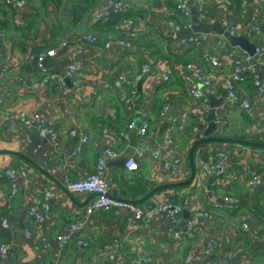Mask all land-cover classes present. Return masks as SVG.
<instances>
[{
    "label": "crops",
    "instance_id": "crops-1",
    "mask_svg": "<svg viewBox=\"0 0 264 264\" xmlns=\"http://www.w3.org/2000/svg\"><path fill=\"white\" fill-rule=\"evenodd\" d=\"M26 1L23 7L5 3L7 14L0 13L5 22L0 25V150L11 149L30 155L57 182L18 156L0 154V168L26 164L39 175L37 182L19 179L14 195L11 179L0 181V222L5 216L10 220L8 228L0 224V242L12 245L6 259L0 254V264H264V245L252 247L255 242L264 243V168L261 165L264 147L218 142L199 145L195 151L196 177L189 184H181L191 175L189 151L208 125L212 104H221L218 109L228 96L223 71L212 69L203 60L202 52L216 54L226 66L224 72L230 70L234 55L246 52L232 46L224 35L214 32L211 33L215 37L213 43L184 47L183 39L192 31L189 18L187 24L175 0H132L135 28L131 34L115 28L112 23L107 24L113 14L109 10L118 0H62L59 4L54 0ZM197 1L192 0V5ZM235 1L209 0L206 10L199 11V16L207 22L220 19L226 25V21L228 29L236 27L235 35L245 34L257 46H263L264 34L254 26L257 23L264 26V1L246 0L244 5L241 0L239 6ZM2 2L0 0V4ZM220 2L228 5L227 12L221 11ZM101 11L108 13L99 21L96 16ZM87 33L102 40L127 39L132 48L106 47L102 40L95 44L84 43L80 56L83 81L80 88H75L69 79L66 87L52 82L36 87L46 75L38 66L39 51L54 48L65 39L74 46L82 43L81 37ZM259 59L264 61V46ZM72 61L69 56L58 53L47 61L48 74L63 75ZM146 62L150 70L132 84V104L127 105L114 80L122 71L137 77ZM189 65L211 79L209 86L200 81L209 99L208 110L197 108L189 92V82L185 78ZM165 76L169 77L166 81ZM239 95L242 100L252 101L257 113H264V93L259 96L255 92L251 78L239 86ZM8 111L40 113L57 137L42 138L35 125L25 126L8 119ZM223 116L219 134L264 138V122H253L240 103L228 106ZM143 118L150 119L146 135L128 128L132 120ZM197 125L202 127L199 135L192 131ZM72 129L90 136V143L80 153L75 151L80 141L70 134ZM122 131L127 133L126 137L120 136ZM168 131L181 148L183 162L179 169L165 171L149 158L140 160L136 170L126 167L123 157L127 153H132L133 157L138 149L164 145ZM39 144L43 147L35 154ZM108 147L120 155L108 158ZM224 150L229 151V169L220 183L214 185L202 174L200 163L210 157L218 158L219 152ZM101 158L107 160L112 196L136 200L166 184L169 186L157 190L146 201H155L157 205L173 201L185 204L189 215L196 210H207L211 216L204 219L193 234L178 240L173 234L179 228L184 229V223L177 227L171 220L159 218L143 226L126 209L118 214L96 212L84 233L89 246L82 248L74 241L60 255L57 234L82 218L95 197L92 193L69 191L65 186L66 177L80 179L84 171H94ZM253 175L263 180L257 191L248 183ZM146 180L148 186L144 184ZM44 186L54 191L51 210L41 230L47 232L46 242L36 237L41 231L27 211L32 202L43 199L40 188ZM228 194L240 200L237 207L231 208L224 203ZM217 203L222 206L217 207ZM138 205L146 207L145 202ZM185 210L184 217L188 218ZM246 220L250 229H242ZM27 230L33 233L32 238L26 236ZM213 233L227 240L212 253L205 254L204 244ZM115 243H119V247L111 251ZM239 248L245 250L244 261L233 257ZM140 256H152L153 262L139 263Z\"/></svg>",
    "mask_w": 264,
    "mask_h": 264
},
{
    "label": "built area",
    "instance_id": "built-area-1",
    "mask_svg": "<svg viewBox=\"0 0 264 264\" xmlns=\"http://www.w3.org/2000/svg\"><path fill=\"white\" fill-rule=\"evenodd\" d=\"M5 3L13 5L15 7H23L27 4L26 0H3ZM264 1V0H261ZM200 4V11L204 12L208 6L209 0H198ZM244 5L246 0H243ZM178 10L185 16L190 17L192 0H175ZM134 4L132 0H118L112 6L109 12L112 13H125L129 12L133 8ZM221 11L227 12L228 5L226 3H219ZM108 11H101L97 14V20H103ZM225 24L229 26V23L225 21ZM135 28V20L133 18H125L122 23L118 24L117 29H122L126 33H132ZM254 29L259 33L264 34V26H260L258 23L254 26ZM229 31L232 35L237 34L236 27H230ZM215 37L211 33H197L189 35L188 38L183 39V45L189 47L205 46L214 42ZM82 43H77L71 46L70 40H62L56 47L44 49L38 53V66L42 73H45L44 78L35 86L47 85L50 82L60 84L62 87H66L67 79L72 80L75 88H80L83 81L81 79V63L80 56L84 52L82 45L95 44L102 40L99 36L87 33L81 37ZM106 47L115 45L116 47L125 50L132 48V43L127 39L119 38L114 40H102ZM264 46V45H263ZM263 46H257L256 52L262 54ZM58 53H63L73 61L70 63L63 75H50L48 74V58L55 57ZM203 60L210 65V67L217 71H223V81L227 90L228 96L227 101L220 106L216 111V122L218 126L222 123V116L228 111V106L240 103L245 109L246 116L253 120L255 123L264 122V113L259 114L256 112L254 104L248 99H241L239 95V86L245 83L249 78L252 79L255 87V92L261 96L264 93V61L257 59L253 61V57L249 54H237L232 58L230 70L224 72L226 67L221 62L220 58L210 52L203 51ZM150 70V65L147 63L143 66L142 72L137 76L133 77L129 71L120 72L114 80L115 87L120 91L121 98L127 105L132 104L131 86L136 80L141 79L145 73ZM186 80L189 82V92L194 99L195 106L202 110L210 109L209 99L203 86L200 85V81H203L207 86L211 85V79L203 75V73L196 69L194 65H189V73L185 75ZM169 77L165 76L164 80H168ZM8 119L17 120L25 126L35 125L39 131V135L44 138L51 136L53 139L57 137L56 133L48 126L46 118L40 113H28L26 111L6 113ZM224 117V116H223ZM128 128L131 130H137L139 134L146 135L150 128V119L143 118L141 121L132 120L128 124ZM193 132L197 133L202 131V127L199 125L192 129ZM70 134L73 137L79 138V145L75 149L77 153H80L85 146H87L91 139L90 136L82 130L77 131L72 129ZM120 136L126 137L127 133L122 131ZM2 137V130L0 127V138ZM166 143L156 148L138 149L135 152V156L131 157L126 162V167L130 170H136L139 167V161L145 158H149L156 165H159L165 171H173L179 169L183 162V155L181 150L177 149L176 140L171 131L166 132L165 135ZM43 145L39 144L35 149V154H38L42 149ZM106 155L108 158H117L120 154L117 150L108 147L106 149ZM229 151H220L218 158L210 157L200 163L202 174L211 179L212 184H219L222 176L227 173L229 169L228 163ZM106 158H101L98 162L96 169L92 172L84 171L80 179H71L66 177L65 186L71 192L76 193H92L95 197L91 203L84 210L82 218L71 222L63 231L57 234L56 240L58 243L59 254L62 255L67 246L76 241L82 248L89 246V241L84 236L85 231L90 227L91 216L96 212L114 211L116 214L120 213L122 209L128 210L135 220L139 221L141 225L148 226L151 223L157 221L159 218H166L172 221L174 225L180 227L184 223V229L179 228L173 235L178 240L182 239L184 235L193 234L197 227L202 223L204 219H207L211 214L207 210H196L188 218L184 217L185 204L168 201L161 203L154 209H148L142 205L130 203L111 195V182L106 172ZM261 165L264 168V159H261ZM4 178H10L12 182V195L16 193L18 189V180L26 179L29 182H37L39 175L35 170L26 165H20L18 167H5L0 168V181ZM30 179V180H29ZM32 180V181H31ZM249 186L253 191L261 189L263 180L259 175H253L249 179ZM43 193V199L32 202L28 208V215L33 217L34 224L41 231L46 223L47 215L51 210L50 199L54 196V191L44 186L40 188ZM224 203L229 207H237L240 200L231 195L224 197ZM217 207L222 206L216 204ZM1 227H10V220L8 217H2ZM251 226L248 220L242 224V229H250ZM36 237L38 240L47 241V232L41 231ZM28 238L33 237V233L30 230L26 231ZM264 236V235H263ZM225 240L216 233L211 234L206 243L204 244L203 252L210 254L219 247H221ZM11 243L0 242V254L6 259L11 249ZM119 247V243H115L111 251H116ZM244 248H239L234 254V259L244 261L242 258L245 255ZM113 258L114 256L111 255ZM190 260V256L187 257ZM138 262L152 263V256H140Z\"/></svg>",
    "mask_w": 264,
    "mask_h": 264
},
{
    "label": "water",
    "instance_id": "water-1",
    "mask_svg": "<svg viewBox=\"0 0 264 264\" xmlns=\"http://www.w3.org/2000/svg\"><path fill=\"white\" fill-rule=\"evenodd\" d=\"M199 11H200V4L199 2L193 3L191 7V14L189 17L190 21V29L192 31V34H197V33H216L220 35H224L225 37L228 38L230 44L234 47H240L243 49L246 53L251 55L253 57V61L257 60L260 58V54L256 52L257 49V44L252 42L247 35L242 34V35H232L226 25L223 24V22L220 19L207 22L205 20H202L201 17L199 16ZM131 38V36H130ZM221 104L213 103L212 108L208 114V125L205 128L203 134L194 142V144L191 146L190 151H189V166L191 168V175L187 181L181 184H189L191 183L197 173V163L195 160V151L199 145L205 144V143H210V142H218V143H223V144H242L245 146H250V147H264V142L260 141H254L250 139H242V138H237L233 136H228V135H221L219 134L220 132V127L218 126L216 122V111L217 107ZM0 154H12L15 156H18L25 161L29 162L31 165H33L35 168H37L39 171H41L43 174H45L47 177L50 179H53L54 181L57 182V180L54 178L53 175H51L48 171H46L43 167H41L30 155H27L25 153H22L20 151H15L11 149H2L0 150ZM132 153H127L123 157L124 163H126L130 157L132 156ZM169 185H159L152 189L146 196L140 199L136 200H130L126 198H119L121 200L134 203V204H139L145 202V206L148 209H154L157 206V203L155 201H146L148 197H150L152 194H154L157 190L165 188ZM62 187H64L62 185ZM66 191H68L66 189ZM95 196V194H93ZM117 198V197H116ZM185 213L187 214L186 216L189 215V211L185 210ZM264 243H258L255 242L252 247L255 246H262Z\"/></svg>",
    "mask_w": 264,
    "mask_h": 264
},
{
    "label": "trees",
    "instance_id": "trees-1",
    "mask_svg": "<svg viewBox=\"0 0 264 264\" xmlns=\"http://www.w3.org/2000/svg\"><path fill=\"white\" fill-rule=\"evenodd\" d=\"M43 2L45 3L46 2V0H43ZM60 2H62V0H54V3H56V4H59ZM235 3H236V6H239V5H241V0H236L235 1ZM5 4V2H2L1 4H0V13H2V14H4V15H6L7 14V10H6V8L3 6ZM7 4V3H6ZM10 6V5H9ZM31 6L33 7V8H35V6H34V4L31 2ZM12 7V6H11ZM36 9V8H35ZM178 9V8H177ZM179 11V10H178ZM179 13L183 16V19H184V21H185V19L187 20V24H188V18L189 17H187V16H185V15H183L180 11H179ZM81 15V14H80ZM125 18H133V14H132V10L131 11H129V12H125V13H113V14H111L110 16H109V21L107 22V24H109V23H112V25H114V27L115 28H117V26H118V24H120V23H122V21L125 19ZM101 21V20H100ZM2 23H5V22H3L2 21V19H1V17H0V25H2ZM186 24V25H187ZM134 30V29H133ZM132 30V31H133ZM203 53V52H202ZM49 59V58H48ZM48 61V60H47ZM149 63V62H148ZM145 64H147V62L145 63ZM195 133V132H194ZM199 133H201V131H199V132H197V133H195L196 135H199ZM231 136H233V137H237V138H242V139H250V140H254V141H260V142H264V138H261V137H258V136H253V137H249L248 135H246V134H237V133H235V134H232ZM180 145L179 144H177V149H181L180 147H179ZM201 146V145H200ZM215 158V157H214ZM215 159H217V158H215ZM144 184L146 185V186H148L149 185V181L148 180H146V181H144ZM38 261H40V260H38Z\"/></svg>",
    "mask_w": 264,
    "mask_h": 264
}]
</instances>
